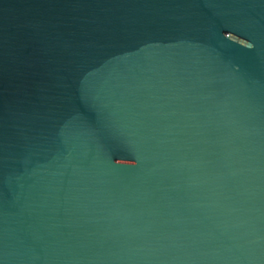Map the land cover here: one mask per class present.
Returning <instances> with one entry per match:
<instances>
[{
  "label": "water",
  "instance_id": "1",
  "mask_svg": "<svg viewBox=\"0 0 264 264\" xmlns=\"http://www.w3.org/2000/svg\"><path fill=\"white\" fill-rule=\"evenodd\" d=\"M0 264H264V0H0Z\"/></svg>",
  "mask_w": 264,
  "mask_h": 264
},
{
  "label": "clouds",
  "instance_id": "2",
  "mask_svg": "<svg viewBox=\"0 0 264 264\" xmlns=\"http://www.w3.org/2000/svg\"><path fill=\"white\" fill-rule=\"evenodd\" d=\"M249 47H252V45H249Z\"/></svg>",
  "mask_w": 264,
  "mask_h": 264
}]
</instances>
